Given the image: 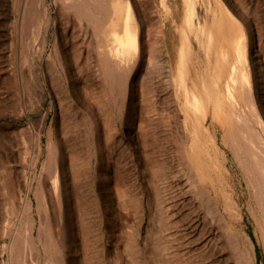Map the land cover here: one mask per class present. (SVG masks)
I'll use <instances>...</instances> for the list:
<instances>
[{"label":"rangeland","instance_id":"rangeland-1","mask_svg":"<svg viewBox=\"0 0 264 264\" xmlns=\"http://www.w3.org/2000/svg\"><path fill=\"white\" fill-rule=\"evenodd\" d=\"M56 1L59 0H46V3L37 0L38 3L35 4V0H0V264H244L245 262L264 264L262 207L257 202L255 188L246 182L237 161L231 159L233 148L240 146L241 139L239 138L237 146H234L231 137L234 134L239 135L235 122L241 128L247 125L252 127L246 130V137L254 134L264 139V0H143L144 2L138 0L140 4L143 3L142 6L137 2V7H140L137 11L141 13V19L146 26H144L146 35L144 34L143 41L145 63L138 70L139 80L136 81V87L143 88L138 92L137 99L141 102L139 114L137 113L136 116L138 121L142 119V123H145L142 129L131 135L128 133L129 125L119 117V110L114 108L113 113H108L106 109H102L98 113L101 128L107 129L113 126L115 132L110 135L103 133L99 138L101 145L99 148H101L95 151L91 134H82L83 127L85 129L90 126V120L87 114L85 118L79 120L82 111L77 112L79 116L75 114L78 111L76 108L79 107L74 103L69 106L68 113H73L71 115L69 113L70 120L56 117V127L68 132L62 135L64 139L61 138V141H65V144L63 142L61 144L64 165L66 163V180L70 187L69 206L56 202L50 187V178L57 163V149L48 136V127L53 116L60 114V108L57 103L54 106L50 104V94L42 105L37 103L38 97L35 101L31 100L38 104L37 106L34 104V111L21 113L20 107L18 108L19 71L21 72L19 36L21 32L25 33L28 49L35 43L40 47L44 40L38 70L41 82L43 81L47 88L43 77L44 58L47 54L56 55L54 43L58 35L56 31L54 32L55 20L58 21L56 23L61 24L60 26L64 24L62 14H60L61 18L59 17L61 10L57 7ZM148 2L151 4H147ZM32 3L34 10L31 8ZM47 3L52 19L48 18L46 9H43L46 8ZM149 5L153 8L151 9ZM104 10L106 8L100 10L102 15L105 13ZM147 10L151 13L149 14ZM189 10L194 23L191 29L185 21L186 12ZM75 16L77 17V13L71 10L68 29L72 35L62 36L61 39L66 43L69 56L74 57L78 56L77 52L80 49L75 51L71 47V41H80L87 36L80 47L79 61L84 64L88 72L94 73L98 65L95 59L98 35L93 34L96 38L92 40L94 38L90 34L92 25L88 24L90 27L87 25L85 27L84 18L80 22L79 17ZM44 19L46 21L48 19L49 22ZM151 19L155 21L152 22ZM156 19L163 29L164 44L168 48L169 59L174 66L180 47L183 48L185 69L189 68L186 73L195 74L197 77L196 90L201 102L199 118L202 119L205 115L207 122L213 120L218 129L216 139L213 140L215 147L229 157L221 164L219 173L226 183V190H229L241 210H238L239 218L231 211L225 225L219 221L216 212L214 214L212 211L210 213L207 211L206 190L202 193L204 196L202 194L201 196L200 189L194 191L192 186H189V189L185 190V187L181 186L183 171L179 157L190 155L193 138L189 132H184L182 121L179 122L172 116L171 110L176 102L171 95L173 92L171 83H168L170 76L166 74L167 69L162 62L164 56L159 57L158 55H163L162 51L160 54L158 47L151 46L155 37L153 27L157 25ZM146 24H151L153 27ZM85 29L89 30L86 35H84ZM152 36H154L153 40ZM238 36L242 38L245 47V57L241 61L237 60ZM86 44H89L88 50L83 48ZM148 52L151 54L147 56ZM222 53L228 58L226 63L223 62ZM71 60L73 61L74 58ZM158 63L160 66L164 64L163 70ZM231 65L236 67L245 65L249 74L250 84L241 87L242 93L237 102L241 111L246 113V121L240 123L236 121L233 109L220 108L218 105L220 91L224 88ZM106 68L101 66L103 74L100 80L94 78L95 81L92 80L91 84L82 85L83 92L92 104L97 98L98 102L104 104L108 101L111 104L113 102L118 104L124 96L126 80L125 82L119 80L126 76L122 75L120 78L121 75H117L119 79L117 80ZM30 69L28 62L29 78ZM163 77L165 81L167 79V83L164 81L165 86L162 82ZM141 80L143 81L140 83ZM121 82L124 84L121 85ZM38 83L36 82V85ZM188 84L190 85V81ZM116 85L121 86L119 90V87H114ZM30 86L32 85L29 83L27 86L29 91ZM246 88L250 89L248 97L245 94ZM51 93L53 94V91ZM114 94L115 96L120 94L122 98L120 96L113 98ZM167 95L171 97L167 99ZM250 101H253L255 113L249 110ZM27 102V106L30 107L32 102L30 100ZM94 105L97 106L96 103ZM45 110L48 113L47 118L40 122L41 111L45 113ZM29 122L30 124L33 122L34 127L30 126ZM230 124L232 125L229 126ZM76 133H79L77 137ZM35 136L38 139L34 138ZM203 136L206 138L204 131L201 138ZM197 144L202 148L201 140H198ZM198 174L205 186L209 184L206 183L201 169L198 170ZM40 175L47 180L44 181ZM25 179L28 182H24ZM48 188L52 193L47 190ZM27 199L30 201L28 202ZM25 202L30 203L29 210H27L29 205L27 206ZM245 234L252 241L251 248L241 238V235ZM72 235L75 236L74 239ZM61 242L64 244L62 245ZM10 245L11 248L14 247L10 249Z\"/></svg>","mask_w":264,"mask_h":264},{"label":"bare ground","instance_id":"bare-ground-1","mask_svg":"<svg viewBox=\"0 0 264 264\" xmlns=\"http://www.w3.org/2000/svg\"><path fill=\"white\" fill-rule=\"evenodd\" d=\"M36 1L37 0H35V4L39 2V0H38V2H36ZM40 1L46 3V0H40ZM148 1H150V0H148ZM47 2H49V1H47ZM137 2H138V0H59L58 2L56 1L57 7L59 8V10H61V13H59V17H60V14H62V19L64 20V22H62V23H64V24L62 26H60L61 24L59 25L58 23H56L58 21H56V20H55V22L53 21L54 22V25H53L54 26V32L56 31L57 32L56 35H58V37L55 39V43H54V51H55L56 55L54 56L52 54H49V55L47 54V57L44 58L45 59L44 60L45 69H43V71L45 70L44 76H43L45 84H47V86H48L47 88L49 90L53 91V94L51 93V91L48 92L47 91L48 89L44 86V82L43 81L41 82V77H40V73L38 70L39 56L43 50L44 40L40 44V47L36 46V43H35V44H31L30 48L28 49L26 35H25V33L21 32L22 28L20 30L21 35L19 33V35H20L19 36L20 37V43L19 44H20L21 48H19V49H20V53H21L20 54L21 55V66H20L21 72L19 71V73H20L19 74L20 75V81H19L20 82V93L18 94L19 95V100H18L19 106H18V108L20 107L19 111H21V113H28V110H30V112L34 111V106H35L34 104H36V102L33 103V101H31V100L35 101L36 98L38 97L39 99H37V100H39V101L37 103L39 105L40 104L42 105L43 101L46 99L48 94L51 95L50 104L52 106H54V105H56L55 103H57L58 108H60V114L57 113L58 115L55 114L53 116V119L50 123V126L48 127V136H49V138L51 137V139L53 140L52 142L54 143V147H56L55 149H57V152H58V153L56 152V154L58 155V157L56 155V158H57V160H56L57 163L55 166L56 168L54 170V173L52 174V177L50 178L51 180L49 179L51 181L50 187L53 190L55 200H57L56 202H59V204L63 203V205L69 206L68 204H69V196H70V190H69L70 187L68 186L69 183L67 184V180H66V178H67L66 174H65L66 163L64 165V154H63V147H62L63 146L62 144L65 141L64 142L61 141L62 135L66 134L68 132L65 131V129L59 130L56 127V124H55L56 123L55 122L56 117L58 118V116H60L61 118H65V120H66V119H68V116L73 114V113L69 112L70 113V115H69V113H68V111L70 109L69 106L72 103H74L77 107H79L80 110H79V108H76V110L78 109V111L74 110V111H76V113L75 112L74 113L77 114V112L79 113V111L80 112L82 111V114H81L79 120H81V118H83L85 116V114H87V117L90 120V126H88L85 129L83 127V133L82 134H86V133L91 134L90 136H92L91 138H93L94 143H95V151H97V150L99 151L101 148V147L99 148V145H100L99 144V138L102 137L101 135L103 133L110 135V133L115 132V128L113 126H110L107 129L101 128L100 123H99V119H98V113H100V111L102 109H106V111H108V113H113L115 109L119 110L118 111L119 117L124 122H126V124L129 125L128 133H131V135L134 134L135 131L137 132L139 129H142V125L145 123V122L142 123L143 122L142 119L138 121V117L136 116L137 113L139 112V108H140L139 105L141 102L137 99L138 98L137 97L138 92L139 91L141 92V90H143V88L142 89L140 88L142 86H139V88L136 87V85H137L136 81L138 79V77H137L138 70L143 65V63H145L144 62V52H145L144 50L145 49L143 47L144 46L143 41H144V34L146 31V28L144 31L145 24H144V21L141 19V15H140L141 13L139 14V12L137 11L138 10L137 8H140V7H137ZM44 3H42L43 7H44ZM149 3L150 2H148L147 4H149ZM142 4H140V5H142ZM152 5H153V3H152ZM32 7H33V3H32L31 8ZM103 8L104 9L106 8V10L103 11L106 13V14L104 13V15H102L103 13L100 12V10H103ZM142 8H144V7H142ZM146 8H148V7H146ZM150 8L152 9L153 6L152 7L150 6ZM150 8H149V10H150ZM43 9H46V11L48 13V18L52 19L51 18V11H50V7L48 6V3L46 5V8H43ZM71 10L77 13V17H79L78 20L80 22L84 18V20L86 21L85 27H86V25L89 27H90V25H92V28L90 30V32H91L90 34H92L91 35L92 37H94L93 34L95 36L98 35V36H96L97 37L96 40H98V41L96 42L97 47L95 48L96 49V58L95 59H97L96 63L98 65L96 64L97 66L94 70V73H92L93 71L91 72L92 74L90 72H88L86 70L87 68L86 69L84 68V64L82 62L80 63V61H79V53L81 52L80 47L83 45V43H84L83 40H85L84 38L87 36H85V37L82 36L83 38H81L80 41H73V40L71 41V47L73 49H75V51H76V49H80L77 52L78 56L75 55L74 57L69 56L68 49L66 47V43L64 40H63L64 42L62 41L63 37L70 34V32H69L70 29H68V23H69L68 20L70 18V11ZM25 11H27V10H25ZM57 12H59V11H57ZM151 12H153V10ZM47 13L45 15H47ZM148 13H149V11H148ZM144 14H146V11ZM42 15L44 16V14H42ZM154 15H155V18H157V19L159 18L156 16V14H154ZM146 16H147V14L145 15V17ZM148 16H150V15H148ZM28 17H29V15H28ZM157 19H156V22L159 20V19L158 20ZM185 19H186L185 21L188 24L189 28L190 29L193 28L194 23L191 19V10L186 12V18ZM74 20L76 21L77 19L74 18ZM153 20H152V22L155 21V20L154 21ZM21 21H22V19H21ZM79 21H76V22L79 23ZM85 21H84V23H85ZM22 22H21V25H22ZM46 22H49V20L47 19ZM46 22H45V24H46ZM88 24H90V25H88ZM146 25H149V24H146ZM39 26H38V28H39ZM149 26H152V25L150 24ZM44 27H46V26H44ZM152 27H150L151 28L150 30L153 31V29L155 28V32H154L155 37L154 36L151 37L152 40L154 37V40L151 42V46L153 45L154 47H158V49L160 50L159 53L161 51L163 53V55L160 53L161 55H158V56L159 57L164 56L162 62L165 63V67L167 69V71H165L166 74H169V76H170V77H168V79L170 78L168 83H171V87L173 89V92L171 93V95L175 99V102H176L175 106L172 107L173 110H171L172 116L175 118V120H179V122L182 121L183 127L182 126L181 127L184 129V132H189L193 138V142L191 145L192 149H191L190 155L189 156L184 155L183 157H179L180 163L182 165V171H183V176L181 178V180H182L181 186L183 185L185 187V190H188L189 186H192L194 191H197L200 189L199 190L200 195L203 193L204 190H206L207 196H205V197H208L207 198V211L209 213L211 211L213 213L216 212L218 214L217 216H219V221H221L222 224L224 223V225H225L226 218L228 217V215L231 211L234 212L238 217L239 216L238 210L239 211L241 210L238 203H236L235 200L233 199V197L231 196V193L229 192V190H226V186H225L226 183H225L223 177L221 176V173H219V168H220L221 164L225 163V160L226 159L228 160L229 157H227L226 154L221 152L220 149L215 147L213 140L216 139L218 129H217L216 124L213 122V120L211 122H207L205 115H204V118H202V119L199 118V114H200L199 110L201 109V102L199 100V96L197 93L198 90H196V88H197V81H196L197 77L195 74L192 75V74L186 73V71L189 68L185 69V56L183 53V48L180 47L177 62H176V65L174 66L172 64L171 60L169 59L168 48L164 44V32H163V29L161 28V25L158 24V22H157V25L155 27H153V29H152ZM88 29L84 30V35H86L88 33V31H89ZM35 30H37V29H35ZM23 31L25 32V29ZM35 32H37V31H35ZM44 35H45V33H44ZM44 35H43V37H44ZM70 35H72V34H70ZM61 37H62V39H61ZM88 37H90V36L88 35ZM96 37L92 38V40L93 39L95 40ZM148 39H150V38H148ZM236 40H237L236 41V51L238 52L237 60L241 61V59L243 60L245 57V47L242 43V38L240 36H238ZM29 45H30V43H29ZM51 45H52V43H51ZM88 45L89 44H86L83 47V48H85L84 50H88V48H89ZM84 50H83V52H84ZM50 52H51V50H50ZM156 52H157V50H156ZM30 53H33V55L32 54L30 55ZM150 54L148 52V54H146V55L148 56ZM221 56H222V59H224L223 62L226 63L228 58H226L224 53H222ZM71 58H74V60L72 61ZM153 58H151V59H153ZM158 58H157V61H158ZM151 59H149V60H151ZM159 59H160L159 61H161V58H159ZM86 61H87V59H86ZM86 61L85 62L83 61V62L86 63ZM28 62H30V67H31L30 72H29L30 78L27 75ZM42 62H43V60H42ZM163 63L161 64V66L158 63L161 68H162V65L164 66ZM150 64L151 63H149L148 65H150ZM101 66H106L107 67L106 70L109 71L110 74L115 76V77L117 75H121V77L119 76L120 78H122V75L126 76V77H124L125 79L122 78L121 80H119L117 77L115 78L119 81L123 80V82H125V80H126V83H125L126 86L124 85L125 89H124V93H123L124 94L123 98L120 96V94L118 96L116 94L117 97L120 96V98H122L121 101L119 100L120 102L118 104H115L114 102H113V104H111V102L109 103V101L104 104V103L98 102L97 101L98 98H97L96 102H95L97 106H95L94 105L95 103L92 104L89 101V99H87L86 94L83 92L84 91L83 90L84 87L82 86L83 84H91V81L94 80V78L100 80V78L102 77V74H103V71L101 70ZM144 66H145V64H144ZM144 66H143V68H144ZM150 67H151V65H150ZM156 67H158V66H156ZM166 69L164 68V70H166ZM153 70H155V69H153ZM162 70H163V68H162ZM155 71H154V73H155ZM105 73H107V72H105ZM147 73H148V71H147ZM155 74H157V73H155ZM143 77L145 78V76H143ZM165 77H163L162 82L165 81L164 80ZM27 78H29V79H27ZM105 78H106V76H105ZM111 78H112V76H111ZM110 80H112V79H110ZM38 81H39V83H38ZM142 81L143 80H141L140 83ZM166 81H167V79H166ZM189 81H190V85L188 84ZM36 82L38 83L40 88H38V85H36ZM99 82H101V81H99ZM113 82H114V80H113ZM113 82H112V84H113ZM160 82H161V79H160ZM165 82H164L163 86H165ZM29 83L32 85V86H30L31 87L30 91L28 90L29 88L27 89V86ZM140 83L138 85H140ZM101 84H103V83L101 82ZM119 84H120V82H119ZM123 84L121 82V85H123ZM249 84H250L249 74L246 70L245 65H241V66L238 65L237 67L231 65L230 69H229L228 77L224 82V88H223V90L220 91L221 97L219 99L218 105L220 108H226L227 107L229 109H233L234 116L236 117V121L238 123L246 121V113L241 111V108H240L239 104L237 103L238 98L242 93L240 89H241V87L249 85ZM117 85L114 87L118 88L119 86H117ZM159 86H160V84H159ZM120 87L118 88V90L120 89ZM246 89H247V91L245 94L248 97L249 93H250L249 92L250 89L249 90H248V88H246ZM18 90H19V88H18ZM149 90H151V89H149ZM114 91L115 90H113V92ZM116 91H117V89H116ZM169 91H167V92L169 93ZM145 93H147V91H145ZM149 94H150V92H149ZM140 95H142V94H140ZM169 95H170V93H169ZM169 95H167V97H168L167 99H169L171 97ZM101 96H103V95H101ZM114 96H115V94H114ZM116 96L113 98H116ZM108 97H110V96H108ZM141 97H140V100H141ZM156 97H158V99L160 98L158 95ZM156 97H153V98H156ZM105 99L106 98L104 97V100ZM29 100H30V102H32L31 104L29 103L30 107H29V105L27 106V103H28L27 101H29ZM93 100H95V97ZM110 100H112V99H110ZM153 100L154 99H152L151 101L153 102ZM145 101L146 100H144V102ZM146 103H144V104H146ZM252 103H253V101L249 102V104H250L249 110L252 113H255L254 107L252 106L253 105ZM38 104H36V106ZM27 107H29V109ZM54 108H52L53 111H54ZM171 111H169V112H171ZM211 111H212V109H211ZM41 114H42L41 119H39V120H41L40 122H43L47 118L48 113H47V111L45 113H42V111H41ZM143 114H145V113H143ZM77 115L79 116V114H77ZM74 116H72V117H74ZM173 117H171V118H173ZM68 120H70V119H68ZM151 120H152V118H151ZM33 121H34V119H33ZM82 121H84V119ZM214 121H215V119H214ZM30 122H29V124H30ZM58 122H59V120H58ZM61 123H62V121H61ZM32 125H34L33 122L30 124V126H32ZM231 125L232 124H230L229 126H231ZM235 125H236V127L237 126L239 127V128L237 127V130H236L239 135L237 136L236 134H234L231 137L233 144H235L234 146H237V142H238L237 140L239 138H241V139L239 140L240 146H238V148H233V155H232L233 157L231 159L237 161V164H239L240 167L242 168V172H243V175H244L246 182L249 185H251L252 188H255V194H256L257 202L259 203V205H261L263 216H264V139L262 137H260L259 135L255 136L254 134H253V136L249 135L246 137V135H247L246 130L248 131V129H252V127L250 125H247V127H243V128H241L236 122H235ZM30 126H28V127H30ZM32 127H34V126H32ZM62 127L65 128V126H62ZM59 128H61V127H59ZM66 128H67V126H66ZM32 131H33V128H32ZM203 131L206 132V138H204V136L201 138V134H203ZM36 132H37V129H36ZM71 132L73 133L72 129H71ZM77 134H79V133H76V137H77ZM37 136H39V133ZM37 136H35L34 138H36ZM74 136H75V134H74ZM88 137H89V135H88ZM49 138H48V141H49ZM37 139H38V137H37ZM62 139H64V138H62ZM198 140H201V147L203 149L200 148L199 145L197 144ZM207 140H209L208 143H207ZM209 143H210V145H208ZM48 145H49V142L47 144V148H48ZM50 147H52V146H50ZM38 148H41V147H38ZM203 150H205V151L203 152ZM37 153H38V150H37ZM97 156H99V155H97ZM245 161H246V164H245ZM33 165H34V163H33ZM199 169H201L206 183L207 182L209 183V184H206V186H205L204 182H202L200 180V177L198 174ZM67 174H68V172H67ZM41 177H40V180L43 178V177L42 178ZM24 178H25V176H24ZM43 179H44V181L47 180V178L45 179V177ZM24 182H28L27 179H25ZM216 183H217V186H216ZM37 184H39V183H37ZM25 185H26V183H25ZM42 190L44 191L43 188H42ZM47 190H49V188ZM52 190H49V191L51 192ZM78 191H80V189ZM42 192H40V193H42ZM71 192L73 194V190ZM44 194L46 195V193H44ZM77 194H78V192H77ZM43 195L41 197H43ZM31 199H32V197H31ZM44 200H46V199H44ZM27 201H28V199H27ZM50 201H51V199H50ZM25 203L27 204V206L29 205L28 209H27V210H29L30 203L29 204L27 202H25ZM53 203H54V201H53ZM56 204L59 206L58 203H56ZM67 206H66V208H67ZM24 207H25V205H24ZM61 207H64V206H61ZM224 225H223V227H224ZM71 232L73 234V231H71ZM12 235H14V234H12ZM72 236L74 239L75 236L74 235H72ZM56 237H57V235H56ZM84 238H85V236H84ZM241 238L246 244H248V246H250V248L252 247V241L250 240V237L248 235H246V234L241 235ZM51 239H53V238H51ZM62 239H63V237H62ZM60 240H61V238H60ZM235 242H237V241H235ZM64 243H65V241H64ZM64 243H62V245ZM86 243H87V241H86ZM56 244H57V242H56ZM84 244H85V242H84ZM11 246L12 245H10V247H9L10 249H12L14 247L13 246L11 248ZM5 247H7V246H5ZM246 248H247V246H246Z\"/></svg>","mask_w":264,"mask_h":264}]
</instances>
